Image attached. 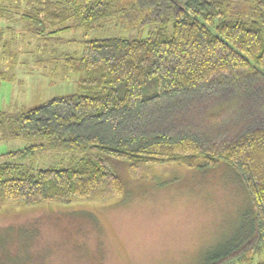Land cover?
Listing matches in <instances>:
<instances>
[{"label": "trees", "instance_id": "16d2710c", "mask_svg": "<svg viewBox=\"0 0 264 264\" xmlns=\"http://www.w3.org/2000/svg\"><path fill=\"white\" fill-rule=\"evenodd\" d=\"M174 1L135 0L139 12L149 9L142 26L154 21V31L86 40L80 57H66L80 93L13 113L0 109L4 138L36 139L0 154V205L120 196L118 161L133 179L154 165L202 171L223 163L245 188L251 231L210 254L207 264H264V0ZM118 2L0 0V20L21 17L46 41L126 13ZM8 31L7 38L0 35V49L12 45L14 30ZM43 150L84 155L60 169L30 171L19 163Z\"/></svg>", "mask_w": 264, "mask_h": 264}, {"label": "rangeland", "instance_id": "374dc122", "mask_svg": "<svg viewBox=\"0 0 264 264\" xmlns=\"http://www.w3.org/2000/svg\"><path fill=\"white\" fill-rule=\"evenodd\" d=\"M134 2L119 0L127 12L90 31L71 28L46 41L29 32L24 20L12 23V45L0 49V68L8 74L0 80V109L13 113L80 93L79 75L66 70L64 59L80 57L84 41L134 39L155 30L151 20L142 26L149 9L139 12ZM34 143L35 138L0 133V154ZM83 155L43 150L19 163L30 171L60 169ZM115 164L123 183L120 196L0 205V264H207L210 254L249 235L251 204L228 165L202 171L154 165L133 179L125 162Z\"/></svg>", "mask_w": 264, "mask_h": 264}, {"label": "crops", "instance_id": "0c3cea01", "mask_svg": "<svg viewBox=\"0 0 264 264\" xmlns=\"http://www.w3.org/2000/svg\"><path fill=\"white\" fill-rule=\"evenodd\" d=\"M20 16L22 15V11L20 10ZM18 14V13H17ZM20 21H22L21 17H18L16 19H14V17H10V15L8 14V17L3 18L2 20H0V35L3 36L4 38H7L9 35V29L11 28L10 25L13 24H18L20 23ZM8 26V27H6ZM12 29V28H11ZM19 31V28L17 29Z\"/></svg>", "mask_w": 264, "mask_h": 264}, {"label": "water", "instance_id": "95a60500", "mask_svg": "<svg viewBox=\"0 0 264 264\" xmlns=\"http://www.w3.org/2000/svg\"><path fill=\"white\" fill-rule=\"evenodd\" d=\"M179 2H180L181 4H184V3L186 2V0H179Z\"/></svg>", "mask_w": 264, "mask_h": 264}]
</instances>
